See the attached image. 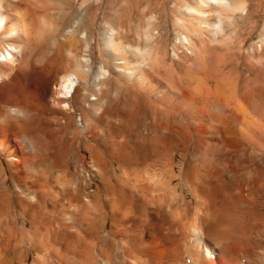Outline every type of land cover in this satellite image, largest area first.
<instances>
[{
	"label": "rangeland",
	"instance_id": "374dc122",
	"mask_svg": "<svg viewBox=\"0 0 264 264\" xmlns=\"http://www.w3.org/2000/svg\"><path fill=\"white\" fill-rule=\"evenodd\" d=\"M49 1L56 7L49 8L48 15L44 16L47 0H26L35 11L38 34L21 48L22 74L14 84H3L0 93L17 92L28 96L33 107L31 125L46 139L55 159L61 163L59 159L67 157L68 168L75 171L78 170V156L87 149L78 142L82 134L75 120L79 115L91 126H96L101 138L119 135L139 141L140 138L163 136L173 141L169 150L176 153L177 161L190 157L199 169L206 155L219 167L220 151L211 147L209 153L203 155L204 151L195 145V138L215 135L225 139L230 165L226 179L233 193L228 201V214L238 226L237 229L235 225L231 227L235 229L230 231L231 240L235 241L234 247L239 236L245 242L249 258L243 260L245 264H264V97L261 100L256 91L251 92L253 105L256 104L252 110H248L245 101L238 97L247 87L264 94V0ZM62 19L67 34L79 39L81 48L87 49L76 59L65 56L51 41L55 24ZM34 57L40 61L32 64ZM78 65L90 72L78 70ZM45 68L50 69L51 76L69 68L82 80L100 85L103 97L99 105V124L93 120L91 109L82 110L74 101L76 105L67 118L71 122L69 126H57V121L40 100L41 87L48 82L43 73ZM194 72H201L203 76L201 94L190 91L194 82L190 76ZM218 84L226 96L230 95L228 99L217 95ZM80 85L77 99L88 93L86 99L84 97L86 101L91 91L85 90L83 83ZM202 101L203 115L197 109ZM235 107H241L246 113H235ZM69 143L72 147H68ZM0 158L8 177L6 182L2 181L4 174L0 177V187L12 189L17 173L5 157L0 155ZM63 170V166H58L52 172L61 174ZM147 175L153 176L148 172ZM94 183L95 180L93 188ZM12 190L18 194V190ZM216 192L214 203L218 207L220 195ZM177 193L178 202L173 201L171 189L165 196L170 202L173 199L171 204L184 207L190 193L187 188ZM47 199L50 200L49 196ZM0 202L8 209L2 221L8 246L5 255L10 254V245L18 234H21L17 240L19 246L28 248L26 235L32 233L29 215L21 211L14 200ZM238 228L244 229L241 234Z\"/></svg>",
	"mask_w": 264,
	"mask_h": 264
},
{
	"label": "bare ground",
	"instance_id": "6f19581e",
	"mask_svg": "<svg viewBox=\"0 0 264 264\" xmlns=\"http://www.w3.org/2000/svg\"><path fill=\"white\" fill-rule=\"evenodd\" d=\"M51 2L47 0L44 16L55 6ZM34 12L26 0H0V88L5 83L14 84L22 74L21 48L38 34ZM65 25L64 19L55 24L51 41L65 56L76 59L87 49L81 48L79 39L67 34ZM37 59L34 57L32 64L40 61ZM77 67L87 74L90 72L88 68ZM43 73L48 82L41 87L40 100L57 126H69L71 122L67 118L76 105L74 101L82 110L91 109L93 120L99 124L103 90L98 83L82 80L69 68L53 76L50 69L45 68ZM200 74L194 72L190 76L194 81L191 93L202 91ZM82 83L86 85L85 90L91 91L86 101L84 97L86 99L88 93L77 99ZM221 87L216 86L217 95L223 99L229 97ZM253 91L263 100L264 94L255 88L247 87L238 94L248 110L256 105L251 96ZM30 102L28 96L17 92L0 93V104H4L0 106V155L17 173L12 189L18 190L17 194L11 188L0 187V200H14L21 211L29 215L32 232L26 235L28 248L23 250L19 246L21 234H18L10 245V254L5 255L8 246L2 221L8 209L0 202V264H245L243 260L249 259L240 236L236 247L231 240L230 231L235 224L228 214L232 192L226 179L230 165L225 139L215 135L195 138V145L200 146L203 155L209 153L211 147L220 151L219 167L206 155L199 169L190 157L177 161L176 153L169 150L173 141L163 136L139 141L116 134L110 139L101 138L96 126L79 115L75 122L78 121L82 136L79 133L77 140L87 149L78 156V162H74L78 169L75 171L68 168L67 157L58 158L63 165L55 159L46 139L31 125L33 107ZM241 107H235V113H244ZM197 109L198 113L205 114L203 101ZM70 144L68 147H72ZM2 163L0 158V177L4 174L2 181L6 182L7 168ZM58 166H63L64 170L54 174L52 170ZM147 172L153 176L147 175V178ZM185 188L190 198L184 207L171 204L173 199L170 198V202L165 196L171 189L173 201L178 202L177 191L183 192ZM216 191L220 195L218 207L214 203ZM242 229L238 228L240 234Z\"/></svg>",
	"mask_w": 264,
	"mask_h": 264
}]
</instances>
